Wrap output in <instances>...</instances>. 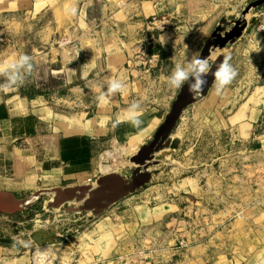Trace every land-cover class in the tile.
<instances>
[{
    "label": "rangeland",
    "instance_id": "obj_1",
    "mask_svg": "<svg viewBox=\"0 0 264 264\" xmlns=\"http://www.w3.org/2000/svg\"><path fill=\"white\" fill-rule=\"evenodd\" d=\"M213 1L216 0H209V4L202 0H194V3L200 11L202 10L203 15L214 19L222 14L225 16L224 19L234 25L242 17L244 11L258 0H218V7L213 4ZM5 4H0V61L18 54H28L33 58V71L21 86L8 92L0 91V100L17 93L36 96L45 93L57 95L59 92L61 96H67L72 85L84 87L85 83L95 79H100L104 83L107 82V78L123 80L120 77L121 71L108 69L104 61L103 65L100 64L102 69L93 71H82L80 68L76 71L62 69L57 62V48L64 41L65 46H69L68 41L74 38H61L58 31H62V28L66 31L73 30L75 27L79 29L81 23L71 20L74 15H68L66 11L65 17L69 20L58 22V17L62 19L64 15H58L56 2H51L49 8L39 15L17 10L16 5L8 7ZM195 6H193L194 9ZM69 7L73 6H68L67 9ZM262 7L264 5L260 8ZM98 9V5L91 7L93 16L99 15ZM258 9L250 11V14L246 16L249 23L253 19L257 20ZM217 11L220 13L217 14ZM220 22L217 25L215 21L212 26L217 28ZM58 23L60 29L57 27ZM161 23L162 20L159 18H150L147 22L149 32L131 41L133 44L130 57L122 70L129 72L132 82L144 80L145 71L147 76L151 75L152 78L156 76L153 73L155 68L150 69L153 57L149 55V49L154 45L152 35L158 33L159 30L168 29L167 24L160 26ZM204 23L207 22L201 25L203 26ZM213 27L210 30L212 33L216 30ZM87 28L95 29L96 27L89 25ZM263 29L264 25L261 24L258 30ZM192 31V29H187L186 32L192 34ZM103 41V38L82 37L77 38L75 43L84 45L86 51H89L91 47L100 46ZM142 47L144 51L147 50L146 54H143ZM217 50L213 51L209 57L210 66L211 63L219 61L215 53ZM42 56L45 59L41 60ZM71 72H77L74 74L77 80L72 84L69 83L71 76H68ZM241 74L242 78L244 75L247 77L250 75L248 70L241 71ZM81 76L85 78L81 79ZM256 83V88L263 86L264 80L258 78ZM230 88L234 87L230 86ZM248 89V86L242 87V94ZM86 105L89 116H94L96 102L90 100ZM198 105L197 102L188 109L196 108ZM83 107L85 105L73 110L83 112ZM65 110L66 112L72 111L67 102ZM230 124L228 118L210 117L207 122L203 121L202 126L199 119L198 121L190 120L185 115L172 134L173 139H180L179 148L175 151L165 149L156 156L160 162L152 169L158 170L159 174L153 177L143 189L117 204L122 206L126 203L130 205L146 203L151 207L159 206L168 210L169 207L170 209L177 207L174 212H170V215L160 221L159 228L154 231L153 237L159 240L160 247L153 249L152 241L150 242L152 238H147L148 235H146L144 245L139 247L118 246V249L113 246L112 253L111 245L117 238L118 241L122 240L123 236L119 231L113 234L110 230L109 233L106 232L104 226L108 221V226L116 227L114 225L116 221L105 219L106 213L116 206L108 209L101 217L94 219L91 213L66 215L65 210L74 206L65 204L59 210L53 209L49 207V203L54 196L43 194L37 204L23 213L14 216L0 215L1 238L29 241L28 247L22 244L17 246L0 244V256L2 254L27 255L34 258V264H178L192 258L193 249L207 245L209 248L206 256L208 257L207 264H264L259 259L261 255H264V246H245V242L248 244L249 239L244 235L250 229V223L251 227L255 224L258 242L259 230L264 222V113L254 123H250L251 128L245 130L240 136L228 130L227 127H231ZM206 126H208L207 132ZM217 126L225 127L222 132L216 133L215 127ZM156 132H151L142 143L137 136H133L134 131L123 135L110 134L101 140L103 145L97 150L96 173L93 177L84 181L81 179L66 182L63 188L96 186L97 180L105 175L99 171L97 165L99 163L111 166L118 162L122 163L123 166L119 167L116 173L131 174L138 167L131 163V159L144 145L153 141ZM233 143H236L235 147ZM109 151H116L118 158H107L106 153ZM202 172L208 176H205L202 181L199 178L197 185L205 190L203 193L202 191L188 193L185 187L187 182L185 183L184 180L198 177V175L200 177ZM217 176L224 177V181L218 180ZM43 190L44 188H41L37 192ZM26 196L17 197L23 199ZM252 202L254 206L256 205V212L249 211V204L251 205ZM253 230L255 233L254 227L251 228L252 232ZM146 231L148 232L147 229ZM105 242H107L106 245ZM43 249L45 254L41 255ZM155 254H158L156 258ZM38 256L42 258L37 260ZM232 257L236 260L234 261ZM249 258H256L257 261H250Z\"/></svg>",
    "mask_w": 264,
    "mask_h": 264
},
{
    "label": "crops",
    "instance_id": "obj_2",
    "mask_svg": "<svg viewBox=\"0 0 264 264\" xmlns=\"http://www.w3.org/2000/svg\"><path fill=\"white\" fill-rule=\"evenodd\" d=\"M202 1L209 4V0ZM51 2H56L58 15H64L62 19L58 17V22L69 20L65 17V11L71 15L67 7L73 6L76 7V12L71 20L81 23L79 29L75 27L66 31L62 28V31H58L61 38H74L68 41L69 46H65L64 41L63 45L57 48V62L62 69L76 71L80 68L82 71H93L102 69L100 64L103 65L104 61L108 69L121 71L120 77L126 88L103 103L97 99L101 92L99 86L106 84L100 79L90 80L84 87L72 85L67 96H61L59 92L57 95L45 93L36 96L17 93L2 98L0 100V191L11 192L16 196H28L41 188L65 189L63 187L66 182L91 179L96 173L95 156L98 148L103 145L101 140L110 134L123 135L134 131L133 136H137L142 143L151 132H156L164 123L182 89V87L170 89L166 77L174 64L183 61L186 56L200 57L213 34L210 32L212 23L217 21L218 25L225 17L221 14L211 19L203 15L202 10L195 6L194 0H1L0 4L6 3L5 6L8 7L16 5L17 10L39 15L49 8ZM213 4L218 7L219 1H213ZM94 5L99 6L97 16L92 15L91 7ZM193 6L196 8L194 9ZM152 17L162 20L160 26L168 25V29L159 30L152 35L154 45L149 49V55L153 57L150 69L155 68L153 73L156 76L153 78L151 75L147 76L145 71L144 80L132 82L129 72H123L122 69L130 57L133 44L131 41L149 32L147 22ZM256 17V22L248 25L235 44H229L222 51L215 52L219 61H222L225 55L231 57V63L238 76L220 95H217L211 87L208 95L198 102L196 108L188 109L183 113L182 120L186 115L190 120L199 119L203 126V121L207 122L210 117L228 118L231 122V127H227L228 130L240 136L251 128L250 123H254L262 116L264 84L256 88V82L258 78L264 80V30H258L261 24L264 25V7L257 10ZM205 21L207 23L202 26L201 23ZM89 25L93 27L95 25L96 28L89 29L87 28ZM57 27L60 29L59 23ZM187 29H192V34L187 33ZM161 35L166 37L164 45L159 42ZM82 37L103 38L104 41L100 46L91 47L86 51L84 45L75 43L77 38ZM40 59L45 58L42 56ZM243 70L249 71V77L245 75L241 77ZM74 74L77 72L68 75L71 76L70 84L77 80ZM84 78L85 76H81V79ZM246 86L249 89L242 94V87ZM90 100L96 102L94 116H89V112L86 111L88 109L86 103ZM66 102L71 106V112H66ZM133 102H139L141 106L142 123L139 127L132 126L124 119V109ZM82 105H85L83 112L73 110ZM224 127H215L216 133L222 132ZM235 145L236 143H233L234 147ZM97 165L100 171L101 163ZM205 176L208 174L202 172L200 177L198 175L191 179L186 178L184 180L185 183L187 182L186 191L203 193L205 189H200L197 182L200 179L202 181ZM217 177L218 180L224 181V177ZM252 205L254 206L253 202L249 204V211L256 212V205L254 207ZM115 206L106 213L105 219L116 221L114 224L116 227L108 226L106 221L104 229L108 233L110 230L111 234L119 231L123 238L120 241L118 238L115 239L110 249L112 253L113 246H116V249L118 246L139 247L144 245L147 238H152L150 242L152 241L153 249L160 247L159 240L153 237L154 231L159 228L160 221L177 208L169 207L168 210L159 206L151 207L146 203ZM252 227L256 229L255 233L254 230L251 231ZM252 227L250 223V229L244 233L249 239L248 244L245 242V246H264V222L259 230L258 242L257 227L255 224ZM232 243L235 245L234 241ZM208 249L207 245L195 248L191 252L192 258L188 259L190 261L185 260L178 264H207ZM8 255L0 256V264L35 263L34 258L27 255ZM157 255L155 254L154 257L156 258ZM259 259L260 262H264V255ZM249 260L257 261L256 258Z\"/></svg>",
    "mask_w": 264,
    "mask_h": 264
},
{
    "label": "water",
    "instance_id": "obj_3",
    "mask_svg": "<svg viewBox=\"0 0 264 264\" xmlns=\"http://www.w3.org/2000/svg\"><path fill=\"white\" fill-rule=\"evenodd\" d=\"M263 5L264 0L253 2L234 25L223 19L210 40L206 43L200 57L209 59L213 51L217 49L222 50L229 44H235L242 37L248 25L256 22L253 19L249 23L246 16L250 14V11L258 9ZM220 62L211 63L212 72L215 71V66ZM207 79L208 85L199 96L190 95L186 85L182 87L170 113L157 130L153 141L148 145H144L138 154L131 159V163L140 166L131 174L121 175L113 173L104 175L97 180V188H94L92 185H85L65 189H48L36 192L32 196L28 195L23 199L18 198L14 193L0 191V215L14 216L23 213L37 204L43 194H54V199L49 203V207L53 209H61L65 204L75 202L80 205L68 207L65 210L66 215L91 213L92 219L101 217L111 207L143 189L152 181L154 176L159 174L158 170L152 169L160 162V159H157L155 155L165 149L170 148L172 151H175L179 148L180 139H173L172 134L185 110L208 95L214 78L210 74ZM16 242L15 238L7 239L0 237V244L2 245L17 246L19 243Z\"/></svg>",
    "mask_w": 264,
    "mask_h": 264
},
{
    "label": "clouds",
    "instance_id": "obj_4",
    "mask_svg": "<svg viewBox=\"0 0 264 264\" xmlns=\"http://www.w3.org/2000/svg\"><path fill=\"white\" fill-rule=\"evenodd\" d=\"M68 12L74 15L76 8L69 7ZM159 42L164 45L166 37L161 35ZM32 71L33 58L28 54H18L0 61V79H2L0 91L8 92L13 88L21 86ZM210 74L214 78L211 87L217 95H220L236 77L237 71L231 63V57L228 55H225L223 60L215 66L214 72L211 71L208 58L186 56L183 61L174 64L170 74L166 77V83L170 89H179L186 85L190 95L199 96L208 85L207 77ZM99 87L101 92L97 99L103 103L116 93L123 92L126 85L120 79L107 78L106 84H101ZM141 115L142 111L139 102H133L124 109L125 121L134 127L141 125ZM117 123H119V120ZM16 243L22 244L25 247L29 246V241L23 239ZM40 254L44 255L45 253L41 252Z\"/></svg>",
    "mask_w": 264,
    "mask_h": 264
},
{
    "label": "bare ground",
    "instance_id": "obj_5",
    "mask_svg": "<svg viewBox=\"0 0 264 264\" xmlns=\"http://www.w3.org/2000/svg\"><path fill=\"white\" fill-rule=\"evenodd\" d=\"M218 50H220V49H218ZM223 50V49H222ZM209 61H210V58H209ZM170 149V148H169ZM106 155H107V158H110V159H114V158H116L117 156H118V154L116 153V151H109V152H107L106 153ZM158 155H160V153L159 154H157V155H155V157L156 156H158ZM118 158V157H117ZM157 158V157H156ZM158 159V158H157ZM115 160H117V159H115ZM114 161V160H113ZM121 162V161H120ZM154 162H155V160H154ZM114 163V162H113ZM124 164V163H123ZM156 165H158V164H156ZM155 165V166H156ZM121 166H123L122 165V163H117L116 165H113V166H111V165H104V164H102L101 163V165H100V172L101 173H104L105 175H109V174H113V173H116V171H118L119 170V167H121ZM125 167V166H124ZM138 167H140V166H138ZM154 170V169H153ZM121 174V173H120ZM157 176V175H156ZM155 177V176H154ZM95 185V184H94ZM93 186V185H92ZM94 188H97L98 187V185H97V183H96V186H93ZM50 195H52V196H54L55 197V195L54 194H50ZM75 202H73V203H71V205L72 206H78V205H80V204H74ZM59 210V209H58ZM43 252H44V249H43ZM42 258V256L41 257H37L36 259L37 260H40ZM44 260H45V258H44ZM45 262V261H44ZM42 263V262H41Z\"/></svg>",
    "mask_w": 264,
    "mask_h": 264
},
{
    "label": "built area",
    "instance_id": "obj_6",
    "mask_svg": "<svg viewBox=\"0 0 264 264\" xmlns=\"http://www.w3.org/2000/svg\"><path fill=\"white\" fill-rule=\"evenodd\" d=\"M264 30V29H263ZM141 50L143 51V54H146L147 50H143V47L141 48Z\"/></svg>",
    "mask_w": 264,
    "mask_h": 264
}]
</instances>
